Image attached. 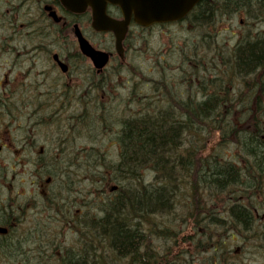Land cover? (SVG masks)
<instances>
[{"label":"trees","instance_id":"16d2710c","mask_svg":"<svg viewBox=\"0 0 264 264\" xmlns=\"http://www.w3.org/2000/svg\"><path fill=\"white\" fill-rule=\"evenodd\" d=\"M241 14L250 26L264 23V0L201 1L181 23V30L192 27L187 30L191 35L187 32L180 53L171 52L174 66L167 70L161 66L163 50L150 45L159 75L154 78L134 66L136 83L141 87L153 79L152 90L146 95L135 92L132 101L139 103L140 111L121 119L119 162L100 161L98 170L99 158L91 153L77 167L31 158L34 166H50L47 175L53 182L64 180V185L60 193L51 190L47 196L48 189L40 195L42 205L22 231V221L29 218L21 207H0V225L13 220L16 224L11 236H0V264H248L242 247L259 248L264 254V30L248 29L231 47L208 37L212 25ZM202 44L207 47L204 52ZM143 48L142 44L134 50L145 53ZM241 88H247L245 97ZM245 108L252 117L245 115ZM192 132L198 144L193 150L186 148ZM151 171L157 175L147 183L145 175ZM86 174L91 185L115 184L118 189L112 195L90 191L88 212L77 216L64 205L76 190V176ZM15 176L0 166L1 179L14 182ZM245 176L253 181L251 193L262 192L253 196L256 205L250 211L249 204L236 203L229 192L240 187ZM193 193L195 207L181 208L184 196ZM97 209L105 216L87 223ZM189 221L195 236L186 233ZM71 222L80 229L73 242L65 241ZM214 223L225 230L221 235L209 230ZM238 240L240 253L232 248Z\"/></svg>","mask_w":264,"mask_h":264},{"label":"flooded vegetation","instance_id":"af4514ba","mask_svg":"<svg viewBox=\"0 0 264 264\" xmlns=\"http://www.w3.org/2000/svg\"><path fill=\"white\" fill-rule=\"evenodd\" d=\"M106 13L116 20L123 18L115 5L108 4ZM93 21L91 7L73 11L62 0H0V112L9 115L11 104L18 103L15 113L20 127L27 121L37 127L40 119L48 117L51 144L64 152L58 154V159L63 157L58 161L73 167L86 163L72 151L82 150L91 123L107 127L110 137L106 140L115 141L110 145L119 148L118 158L111 160L120 161V134L116 133L121 119L128 117L132 109L135 43L142 41L151 76L156 62V52L150 48L152 33L157 31L163 36L168 26L177 28L158 47L163 50L161 59L170 57L171 61V52L180 53L188 37L181 30L182 22L142 27L132 21L120 53L115 34L97 30ZM80 35L96 50L109 54L106 66L95 65L82 52ZM148 81L146 86L152 88L153 79Z\"/></svg>","mask_w":264,"mask_h":264},{"label":"rangeland","instance_id":"374dc122","mask_svg":"<svg viewBox=\"0 0 264 264\" xmlns=\"http://www.w3.org/2000/svg\"><path fill=\"white\" fill-rule=\"evenodd\" d=\"M244 14H241L234 18H228L225 17V19L221 20L219 24L215 26H211L210 30L208 31V34L210 38L215 36V39L219 42H224L228 47H231L235 45L237 42L236 40L241 39L246 33H248V29H250L253 33L259 32L264 30V23L255 24L250 26L247 23V19H245ZM210 27V26H207ZM177 30L175 26H168L165 28L163 33V36L160 33H157V31L153 32L151 35V47L156 48L160 47L163 44L160 43L161 41L167 40L165 39V36L168 34H173ZM179 30V26H178ZM188 30H192V27H188ZM183 33H187L189 31L182 30ZM156 33V34H155ZM154 34V35H153ZM147 35V33L145 34ZM199 38V33L196 34ZM164 37V38H163ZM198 40V39H197ZM206 41V40H205ZM135 42V41H134ZM204 44V42H203ZM202 44V52H204V49H207ZM135 45L138 47L142 45V41H139L135 43ZM146 55L143 52H135L134 54V60L136 64L139 67V70L145 74H148L149 66H146L148 63L146 61ZM173 63V61L170 62V64ZM163 66V65H161ZM173 66H165V69L172 68ZM154 69V68H153ZM155 70L150 73L151 76L157 77L159 74L155 73ZM225 80H229V78H225ZM139 81V80H138ZM136 81V82H138ZM140 84L136 83L134 86V95L135 92L140 93L141 95H146L151 92L152 88L149 86H141ZM241 87H243L241 85ZM232 89L235 90L234 86L232 85ZM240 91L244 92V96H246L247 88H241ZM137 102H140V99L136 100ZM148 103V101L146 102ZM139 103L134 104L132 101V109L129 115L140 111ZM15 105H18V103H13V106L10 107L11 114H0V166L1 168L7 169V172L15 176L14 182L10 180V178H0V207L3 206H12V207H21V210L24 212V217L29 218L30 220L33 219L34 215L36 214L38 208L42 205V199L40 195L42 196L43 192H48L49 194L47 196H50L52 191L56 190L55 192L60 193L58 190L62 185H64V180H58L53 182V180L46 182L47 179L50 177L47 175V171H50V166L48 168H44L43 163L40 164V166L33 165L32 159H37L38 157H43V161H48L50 164L55 163L56 160L58 162V154H63L64 152L56 150L55 147L52 146L50 141V119L48 117L40 119V123L37 127H32L30 124V121L25 122L22 127L17 126V119L16 115H18L17 107ZM137 110V111H136ZM2 112V111H1ZM129 116V117H130ZM125 117V116H123ZM95 121V119H93ZM99 127L101 125H98ZM96 126V127H98ZM107 127L95 128V126L89 127L87 126L86 136L82 141V150L81 151H72V153L79 154L82 158L88 159L89 154H93V158H99L98 161L95 164V168L97 169L100 164L103 161H106V163L114 164L116 162H113L111 160H116L118 158V151L119 148L117 145L111 146V143H116L115 141L106 140L109 136V130L106 129ZM121 131V124L120 128L118 129L117 134ZM115 135V137H116ZM85 148V149H84ZM84 149V150H83ZM70 153V152H67ZM108 156H105L107 155ZM66 156H64L65 158ZM63 158V157H62ZM61 158V159H62ZM101 161V162H100ZM42 167V168H41ZM90 169V168H89ZM101 168H98L100 170ZM107 172L111 174V170L105 169ZM75 169L72 170L74 172ZM62 172H65V169L62 170ZM93 173L92 176H96L95 170L90 171V173ZM46 173V174H45ZM109 174V175H110ZM148 174V173H147ZM6 176V174H5ZM79 178H82L81 175L76 176L75 181V189L72 192V199L69 202L76 203L78 202V205H71V210L76 211V209L80 208L79 204L84 203L86 206L88 200L86 199V196L89 197V200L92 198L90 195V191H93L94 194H97L99 190L103 191V194H109L111 191V188L115 186V184H112L110 187L107 188V186H103L100 182H97L94 185H91L90 177L86 176L83 177L79 182ZM62 181V182H61ZM12 189V192H8V189ZM106 187V188H105ZM83 189V192L80 191V189ZM105 188V190H104ZM110 191V192H109ZM88 193V195H87ZM113 193L111 192L110 195ZM46 198V197H45ZM94 203H96V200H94ZM47 204V202H46ZM64 205V204H63ZM64 209H68V203L67 206L64 205ZM52 211V210H51ZM82 212V211H81ZM49 213V212H48ZM87 217V216H85ZM83 217V219H85ZM193 224L189 221L186 226V233L188 235L195 236L196 231L193 229ZM219 227V226H216ZM215 226L212 228H209L213 232V230L216 229L214 233H217L221 235L225 230L221 228H216ZM68 229L65 230L66 239L65 241L73 242L76 238H78V231L80 229H77L75 226V223L71 222L70 227L67 225ZM72 229V230H71ZM76 229V230H75ZM197 231H203V229H198ZM77 233V234H76ZM209 237H212L208 235ZM220 238V237H218ZM181 247L187 249L192 248V244H187V246L183 245L181 243ZM242 247V241L238 240L236 244L232 247L233 250H238L240 253V249ZM239 248V249H238ZM242 253L243 257L248 264H264V254L259 248L255 247H242ZM196 261V260H195ZM197 262V261H196Z\"/></svg>","mask_w":264,"mask_h":264},{"label":"water","instance_id":"95a60500","mask_svg":"<svg viewBox=\"0 0 264 264\" xmlns=\"http://www.w3.org/2000/svg\"><path fill=\"white\" fill-rule=\"evenodd\" d=\"M201 0H63L73 10L91 6L94 9V27L101 31H113L116 36V48L122 52V42L132 20L149 26L158 22H172L183 19ZM118 5L124 19L117 21L106 14L107 4ZM81 50L89 56L95 65L104 66L109 56L98 51L82 36L79 37ZM113 189H117L114 187ZM6 229L0 227V233Z\"/></svg>","mask_w":264,"mask_h":264},{"label":"bare ground","instance_id":"6f19581e","mask_svg":"<svg viewBox=\"0 0 264 264\" xmlns=\"http://www.w3.org/2000/svg\"><path fill=\"white\" fill-rule=\"evenodd\" d=\"M171 62V58L170 57H165V59L162 61V65L163 66H169ZM132 63H133V66H138L135 62V60H132ZM258 92L260 93V95H262V91L261 90H258ZM255 103L256 102H261V98L257 99L256 101H254ZM253 108H255V110L257 111V107L256 105H253L252 106V110ZM245 112V115L246 116H253V114L251 113V111L248 109V108H245L244 110ZM187 139V149H192L193 150V147L194 146H198L197 144V137H196V133H191L190 134V137L186 138ZM247 152V151H246ZM244 155L247 156V154L244 152ZM241 164H243V167L245 169H247L246 167V164L247 163H244V162H241ZM63 175V173H62ZM156 172H149L148 174H146L145 178H146V182L149 183V182H152L153 181V178H155L156 176ZM244 179V180H243ZM245 181V182H244ZM253 181L252 180H249V178L247 176H245L244 178H242L241 180V183H240V187H236V189L234 190H231L229 192H231L233 194V197H234V201L236 203H239L243 206H245L246 204H249L248 207L246 208L248 211H250L252 208L255 207L256 205V202L253 200V196H262V192L261 191H257V192H253L251 193V191L249 190L250 186L252 185ZM234 185V184H233ZM232 185V186H233ZM227 192H221L220 194L224 195L226 194ZM229 193V194H231ZM195 193L193 194H186L184 196V202L182 203L181 205V208H185V209H188V210H192L196 203H195ZM78 202L77 201L76 203H68V208H71L72 206L71 205H78ZM253 204V205H252ZM80 208L76 209V213L78 214L77 216H81L83 215L84 213H87L88 211L86 210L85 208V205L84 203H81L79 204ZM82 211V212H81ZM254 214L257 213V210H253ZM163 214V213H162ZM105 216V214L101 213L98 209L93 211L88 217H87V223H88V220L91 219V218H101ZM159 217V215L157 216ZM77 220V223L80 224L81 221L76 219ZM75 222V220H73ZM11 223L9 225H4L3 228L6 229V232L4 233L5 235H8V236H11L12 235V231H11V228L14 227L16 224L14 221H10ZM29 222H30V219H24L22 221V225L21 227L19 228L20 231H22L23 229L27 228L29 226ZM110 222V221H109ZM191 222V221H190ZM192 224V222H191ZM213 226H218L217 224H213ZM84 227H88V224L85 223Z\"/></svg>","mask_w":264,"mask_h":264}]
</instances>
